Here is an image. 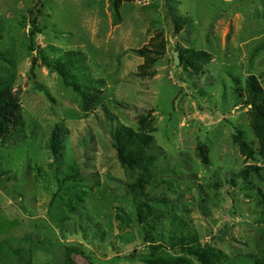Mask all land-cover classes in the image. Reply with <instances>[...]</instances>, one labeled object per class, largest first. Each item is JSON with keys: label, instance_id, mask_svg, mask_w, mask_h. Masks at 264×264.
<instances>
[{"label": "rangeland", "instance_id": "374dc122", "mask_svg": "<svg viewBox=\"0 0 264 264\" xmlns=\"http://www.w3.org/2000/svg\"><path fill=\"white\" fill-rule=\"evenodd\" d=\"M35 1L0 0V84L20 107L0 146V264H65L66 246L92 256L73 264H147L140 174L114 138L123 127L154 138V237L176 223L229 264H264V152L248 92L255 78L264 96V0H43L32 41ZM68 53L83 57L65 84L44 59ZM252 167L260 177L238 178Z\"/></svg>", "mask_w": 264, "mask_h": 264}, {"label": "trees", "instance_id": "16d2710c", "mask_svg": "<svg viewBox=\"0 0 264 264\" xmlns=\"http://www.w3.org/2000/svg\"><path fill=\"white\" fill-rule=\"evenodd\" d=\"M42 8L43 0H36L29 11L31 15L30 20L33 25L31 32L32 41L40 33L39 16L42 13ZM177 23L175 22L178 26L179 23ZM188 54L195 61L208 59V56L205 54H197L192 51ZM78 55L68 53L64 58L59 59L54 64L44 59V64L50 70L58 73L65 84H69V79L75 77L74 74L83 57L81 56L80 59H75ZM181 59L183 61V56H181ZM189 66L194 67V63L191 64L190 62ZM257 84L255 78H251L248 82V92L251 95L254 106L252 109V133L258 142L260 150L264 152V96L262 89ZM82 87H84L82 95H85L88 91H92L91 86L87 84L82 85ZM7 95L9 96L7 99L0 98V146L1 141L9 134L12 124L15 122V116L20 111L19 105L10 96V90L7 86L0 84V97ZM63 138L62 128L57 127L50 141V151L55 158V162L59 161L61 157V152L64 148ZM114 138L119 150V160L123 167L133 172H139L140 174L139 180L132 186V193L137 204L139 221L143 225L146 235L145 241L149 243L148 248L150 253L143 258V261L147 264H194V261L199 264H229L228 258L224 257L213 245H204L197 234H185L183 228L176 223L171 224V230L166 237L153 236L155 228L150 225L153 208L145 195V184H149V180L151 179L150 166L153 163V158L148 154L154 140L152 131H141L137 133L131 128L123 127L114 135ZM238 142L242 153L247 155V158L252 157L254 152L248 142L243 138H240ZM199 155L203 163L208 165L205 151L201 147L199 149ZM258 172V168H248L241 171L238 174V178L248 180L254 173L257 175ZM257 177L260 176L257 175ZM233 182L236 184V181ZM65 253V264H73L71 257L75 253L87 257L89 260L92 259L91 254H88L84 249L77 246H66ZM254 264L263 263L256 261Z\"/></svg>", "mask_w": 264, "mask_h": 264}, {"label": "water", "instance_id": "95a60500", "mask_svg": "<svg viewBox=\"0 0 264 264\" xmlns=\"http://www.w3.org/2000/svg\"><path fill=\"white\" fill-rule=\"evenodd\" d=\"M175 61H176V65L178 66V65H179V59H178V57H177V54H176V56H175Z\"/></svg>", "mask_w": 264, "mask_h": 264}]
</instances>
